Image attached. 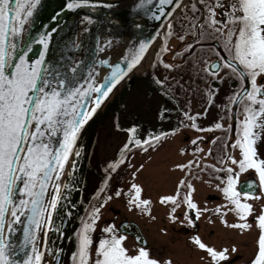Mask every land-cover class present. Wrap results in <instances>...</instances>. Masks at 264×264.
Here are the masks:
<instances>
[{
    "label": "snow or ice",
    "instance_id": "1",
    "mask_svg": "<svg viewBox=\"0 0 264 264\" xmlns=\"http://www.w3.org/2000/svg\"><path fill=\"white\" fill-rule=\"evenodd\" d=\"M198 2L205 6L207 12L204 23L212 29V33L208 35L216 39L223 36V48L229 56V59L225 60L217 52L219 62L211 65V71L207 67L204 71L213 79H224L220 76L219 69H227L229 70L227 75L240 82L239 91L233 94L230 102L244 105V118L240 121L239 138L231 147L238 148L242 158L237 160L228 156L232 164L239 166L240 172L235 173V178L233 175L228 176L227 185L222 191L234 205L230 211H235L241 220H245L248 215H252L253 206L247 202L242 203L241 198L247 201L260 197L253 195L251 191H243V186L241 191H237L240 173L254 169L259 175L260 187L264 189V160L258 159L255 147L257 140L260 139V133L264 132V84L258 83V79H264V0H198ZM40 3L41 0H0V264H42L44 253L36 245V231L51 225L53 213L63 198L61 184L57 182L61 179L70 155H80L79 152L73 153L80 129L99 108L102 98H106L127 72L140 62L147 47L141 43L139 50L132 54L130 60L128 57L124 58L128 61L126 71L121 69L120 64H116L111 77H106L108 83L100 87L90 85L88 89H82L73 86L71 81L66 83L63 77L58 78L53 84L46 75L50 73L45 60L50 33L41 34L36 40L22 39L27 31L25 25L30 23V18ZM145 3L151 4L152 0H139L137 8L143 7ZM158 3L160 15L153 14V18L157 20L163 15L172 16L175 8L181 7L177 2L172 10L165 12L163 6L173 5L174 0H158ZM94 6L92 0H71L67 3V8L71 10ZM192 10L199 11L196 3L192 4ZM219 16H224L225 19L221 21ZM84 19L92 22L88 17ZM203 26L200 25L201 28ZM217 33L220 35L216 36ZM200 35L204 37L205 32H201ZM180 39L183 40V37ZM33 43L42 45L43 50L39 53L38 59L29 63ZM191 47L189 45V48ZM100 50L103 51V48ZM99 63L107 65L108 61L101 60ZM76 70L73 68V73ZM89 92L99 95L95 97V106L86 110L85 97L89 96ZM185 115L191 121L196 119L187 113ZM192 127H196L195 123ZM222 127L220 123L215 125L217 129ZM131 131L135 132V129ZM58 134L59 140L56 139ZM154 139L159 140L160 137ZM54 142L58 146L54 147ZM140 143L139 140L135 141L136 145ZM127 147L125 145V149ZM119 163L109 165V169L115 171ZM218 170L228 173L234 171L232 168ZM180 183L184 185V181ZM187 187L191 189L190 184ZM246 187L251 190L254 186L249 183ZM132 188L135 195L129 200V204L137 208L150 204V201L140 199L141 189L138 185L133 184ZM100 191H103V188ZM115 195L120 196L121 192L117 191ZM108 199L111 200L112 197L109 196ZM165 202L176 205L172 213L180 206L173 196L162 197L161 203ZM184 203L190 209H197L190 193L184 197ZM99 212L100 208L94 207L89 219L83 222L76 234L77 247L72 254L74 264H161L160 261L150 258L144 247H140L135 255H130L123 245L126 237L117 235L114 226L104 229L106 233L112 235L99 241L96 258L93 260L91 256L93 240L90 233L99 219ZM21 217H26L27 226L24 228L23 242L17 245L10 241V237L16 231L14 225L23 222ZM170 218L176 222L175 216L170 214ZM195 219H200L199 210ZM256 219L260 229L258 250L250 264H264V209ZM185 220L189 226L194 225V221L187 213ZM228 226L240 229L250 227L246 223ZM192 242L207 252L213 264H221L222 261L229 259L227 248L216 250L203 243L198 236L192 237ZM231 251L236 252L237 249L233 247ZM20 253H23V259L20 258ZM163 264H172V261H164Z\"/></svg>",
    "mask_w": 264,
    "mask_h": 264
},
{
    "label": "flooded vegetation",
    "instance_id": "2",
    "mask_svg": "<svg viewBox=\"0 0 264 264\" xmlns=\"http://www.w3.org/2000/svg\"><path fill=\"white\" fill-rule=\"evenodd\" d=\"M193 3H196L199 11L192 10ZM180 4L181 7L177 8L169 22L162 28L158 36L159 41L149 61L142 66L138 65L128 73L109 97L120 98L118 108L114 111L112 117L103 116L101 120H94L95 115L82 130L73 152L80 153L84 173L86 174V179L84 177L82 179V189L91 187L92 183L88 177L89 175L98 174V180L100 178L105 179L106 176L114 172L109 169V165L116 164L119 160L124 159L130 151L141 148L140 146H147L148 144L150 146L151 142L155 140L154 137H161L169 131L173 132L187 127L192 131L189 132L191 134L188 133L182 137L185 144L180 148L193 154L192 160L197 159L198 166L192 165L184 172L182 171V174H179L181 181H184V185L180 184L174 195H171L176 197L177 203L180 205L176 208L175 213H172V209L176 205L171 202H169V206L168 204L163 205L165 208L160 211V215H157L151 209V216L152 213H155L156 217L163 221L159 228L160 241L158 243L153 242L154 235L149 234V230H147L148 227L145 222L149 219L150 212L146 209L142 212L141 210H135V212L132 208L123 211L112 208L116 225L123 219L135 222L144 236V244H138L133 239L132 234L119 232L115 227L116 234L123 235L132 241L131 255H135L140 247H144L149 252L150 258L160 261L161 264L168 260H171L172 264H213L207 252L199 249L192 242V237L195 236H198L203 243L216 250L229 249L227 253L229 259L222 261L221 264H250L258 250L257 241L260 229H257L258 223L256 226L254 225V230L252 229L253 226L246 229L228 226L233 224L231 223V216H227V209L231 208L229 207L231 203L222 191L227 185L228 172L218 170L227 169V162L230 160H228V156L232 157V152H227V136L224 137L223 164H219L217 167L218 174H223L222 178H215L214 173H212V178L208 176L210 181L208 184H210V187L213 186V189L201 194L200 197L196 193L195 196L191 195L192 202L197 205L196 210L190 209L184 203V197L190 193L187 185L195 179V175L198 176L203 173L201 169L205 163L202 162L215 157V150L212 145L214 140L206 148V140L203 142V153L205 152L207 157L201 154L199 130L206 127H198L197 116L206 110L209 104V93L212 95V90L223 88V84L230 89L232 86L237 89L240 82L235 78L234 82L231 78L227 80V71H229L227 69H219L220 76L224 79H213L208 72L204 71L206 67L211 71V65L219 62L217 52L225 60L229 59L228 53L223 48L224 37L220 36L219 39H216L208 35V33H212V29L204 23L207 12L205 6L200 4L198 0H183ZM218 18L221 21L225 19L224 16ZM169 25L171 26L169 27ZM200 25H204L203 28ZM201 32H205L204 37H201ZM215 35L219 36L220 34ZM180 37H183V40ZM189 45L192 47L189 48ZM165 65L170 67H165ZM263 81H261V84H263ZM222 105L223 102L217 103L219 107ZM226 106L227 102L224 103L223 109ZM103 107L104 105L101 107L102 110ZM185 113L188 116H195V121L189 120ZM91 122H93V126H90ZM230 122H232L231 107ZM193 123L196 127H192ZM131 129H135V132H132ZM104 133L106 137L103 136ZM106 138H112L111 141L106 143L108 147H113L112 155L107 162L100 165L98 158L96 159L93 156L94 145L102 146ZM189 139L190 143L187 141ZM136 140L141 142L140 145L135 144ZM145 141H149V143H145ZM193 141H196V143H193ZM113 142L115 146L112 145ZM125 145L128 146L127 149H125ZM75 159L78 162L79 156L72 154L71 162H74ZM189 161V158H187V162ZM247 178L249 177L244 179ZM240 180L243 179H238V182ZM89 202H93L91 197L87 201L86 208L89 207ZM127 205L131 206L130 204ZM205 209L207 211H204ZM217 209H219V212H217ZM197 210L200 212L199 220L195 219ZM137 212L140 213L137 214ZM141 213L142 215H139ZM185 213L194 221L193 226L188 225L185 220ZM170 214L176 217L175 223L170 218ZM253 218V216H249L245 220L240 219L239 223L252 222ZM81 220L82 218L79 220L78 226H73L75 232H77ZM66 223L68 224L67 218L62 230L66 229ZM127 242H123L124 247L127 246ZM233 247L237 249L236 252L231 251ZM62 248L63 246L60 245V249ZM56 256H58L57 259ZM65 256V253L62 256L61 252L55 251L47 259V262L43 261V264H72L64 262Z\"/></svg>",
    "mask_w": 264,
    "mask_h": 264
},
{
    "label": "rangeland",
    "instance_id": "3",
    "mask_svg": "<svg viewBox=\"0 0 264 264\" xmlns=\"http://www.w3.org/2000/svg\"><path fill=\"white\" fill-rule=\"evenodd\" d=\"M158 38L155 39L152 46L144 56L143 60L140 61L138 65L142 66L147 61H149L150 57L152 56L153 50L159 41ZM230 78L233 79L234 82L235 80L234 78L227 76V80ZM262 80L264 79H258V83H261ZM237 91H239V88L236 89L235 86H232V88L230 89L226 87L225 84H223V88L212 90L211 103H209L208 106L206 107V110L201 113L202 115L199 113V116H197L199 123L196 124L198 125V127L201 128L202 126H204L206 128H201V129H210L207 131H202V130L200 131L198 129L199 135H201L199 147L202 153L201 152L200 153L206 156L207 154L205 152L203 153L204 150L203 142H205L206 140V144H205V148H206L209 145V143H211L214 140L215 143L212 142V145L214 146V150H215V157H214L215 160L211 158L209 159V161L202 162L205 163L203 164L204 166L201 169L203 173H201L198 176L195 175V179L193 178L194 180L190 181L191 189H189V191L192 196H195L196 193V195L200 197L202 196L201 194H204L208 190L210 191V189H213V186L210 187V184H208L210 182L208 180L209 179L208 176H211L212 178L213 177L212 173H214L215 178H222L223 174H218L217 167L219 166V164H223V151L225 150L224 137L227 136V140H228L227 152L229 153L232 152V157L237 160L242 158L240 150L238 148L231 147V145L235 142V140L239 138L238 132L240 129V121H242L244 118L243 116L244 105L242 103H238L235 112L236 115L235 128L232 131V128H230L231 126L230 107L232 104L230 102V98ZM218 102H223V105L221 107H219L220 105L217 106ZM225 102H227V106L225 107V109H223ZM217 123H220L223 127L220 129L215 128V125ZM191 131L192 130L188 129L187 127L181 128L173 132L169 131L168 133L162 135L159 140L155 139L153 141L154 143L151 142L152 144L150 146H148L149 145L148 144L147 146H140L141 148H138L134 151H130L127 157L121 159L123 163H119L121 160H119L116 163V164L119 163V166L115 169V171L112 174L106 177L103 175L105 179L100 178L98 180L97 179L99 178L98 174L88 176L89 179L91 180L90 182L92 183V185L88 189H85L86 193L88 192L87 194L86 193L85 194L89 195L93 200V202H89V207H87L83 212L82 214L83 217L81 216L82 222L79 225L77 232H75L74 230L75 227L72 228L69 240L66 241V245L64 249V253L66 255L64 262L66 261L74 264V261L72 259V254L73 252L76 251V247H77L76 234L81 229L83 222L89 219L90 214L94 207H99L100 212H99V219L96 221L95 225L93 226V230L90 233L91 239L93 240V245L91 249V256L93 260L96 258V248L98 246L99 241L101 239L108 238L112 235V233H106L104 229L111 226L116 227V221L114 218L115 214L113 212V209H119L120 211H123L132 208L134 211L141 210V212L144 209L150 212L152 209L157 215H160V211L165 208L163 205L168 204L169 206V202L161 203V198L174 195V193L179 188L178 186L181 184L180 183L181 178L179 174L182 171L184 172L185 169H188L192 165L198 166V164L196 163L197 159L194 158L192 160L193 154L185 152L180 148V146H184L185 144V140L183 141L182 137L184 135H187ZM103 136H105V133L103 134ZM111 140L112 138L110 139L106 138L102 146L94 145L93 156H95L96 159L98 158L100 165H102L103 162L104 163L107 162L110 156L112 155L113 147L112 148L108 147L106 144ZM187 141L188 143H190V139ZM113 144L114 142L112 143V145ZM113 146H115V144ZM255 147H256L258 159L264 160V132L260 133V139L257 140ZM187 158H189L190 160L189 162H187ZM71 160H72V155L70 156V160L67 163L65 172L68 169ZM112 165H115V163H113ZM179 166H186V167H179ZM227 167L232 168L234 170L233 173L231 174L227 173V179L229 175H233L235 178V173L240 172L239 166L232 164L231 160L227 162ZM65 172L59 182L60 184L63 183ZM246 177H253L256 180L258 190L253 195L260 197V199H248L247 201H245L243 197L241 198L242 203L247 202L253 206L252 215L247 216V218L249 216H253L254 217L253 221L248 222L246 224L250 225V227L253 226L252 229L254 230L256 224L258 223L256 217L261 213V210L264 209V189H261L259 183V175L254 169H248L247 171L242 172L239 175V179H244ZM133 184L138 185L140 187L141 189L140 199L150 201L149 205L141 206L140 208L135 207V205L132 206V204H130L131 206L127 205L129 204V200L132 198V196L135 195V190L132 188ZM101 188H103V191H100ZM117 191L121 192L120 196L115 195ZM109 196L112 197L111 200L108 199ZM101 205L103 206L101 207ZM229 207H231L230 209H232L234 208V205L230 204ZM230 209H227V216L228 217L229 215L231 216V223L233 224L239 223V220L241 219L240 216L237 215L235 211H230ZM138 213L140 212H137V214ZM155 213H152L151 216V212H150L149 219L145 222V224L148 227L147 230H149V234L154 235L155 239H152V241L158 243L160 241L159 228L162 225L163 221L158 219ZM139 215H142V213ZM49 227L50 225H46L44 229V234L42 238V242L43 241L44 242L42 246L46 245L45 242H47L48 236L50 234ZM65 230L66 232H68V228ZM124 241H128L127 246L125 248L128 250L129 254L131 255L132 241L128 240L127 237Z\"/></svg>",
    "mask_w": 264,
    "mask_h": 264
},
{
    "label": "water",
    "instance_id": "4",
    "mask_svg": "<svg viewBox=\"0 0 264 264\" xmlns=\"http://www.w3.org/2000/svg\"><path fill=\"white\" fill-rule=\"evenodd\" d=\"M182 1L174 0L173 5L163 6L165 12L172 10L177 2L181 3ZM69 2L71 0H41L33 17L30 18V23L25 25L27 31L22 39L36 40L41 34L50 33L49 47L45 57L50 73V75L46 74L48 79L55 84L58 78L63 77L66 83L71 81L73 86L82 87V89H88L90 85L100 87L108 83L106 77H111L116 64H120L121 69L126 71L128 61L124 58L128 57L130 60L132 54L139 50L141 43H144L147 47L141 56V61L171 17L163 15L159 20L153 18L154 13L160 15L158 0H152L151 4L145 3L140 8H137L139 0H92L94 7H81L75 10L67 8ZM106 4L112 6L105 7ZM85 17H88L92 22L89 23L84 19ZM32 48L33 51L29 53V63L38 59L39 53L43 50V46L37 43H33ZM102 48L103 51L100 50ZM101 60H107L108 64H100ZM73 68L77 69L75 73L72 71ZM131 71H128L127 74ZM118 84L106 98H102L99 108L80 129L78 137ZM97 95L99 94L89 92V96L85 97L86 110L95 106ZM237 104L232 103L231 106L232 131L235 128ZM56 139H60L59 134ZM56 146L58 145L54 142V147ZM249 183L254 186L251 190L246 187ZM242 186L243 191H251L252 194L258 190L253 177L240 180L237 190L241 191ZM19 198L18 196L17 199ZM21 220L23 221L21 224L14 225L16 231L10 237V241L17 245L23 242L24 228L27 226L26 217H21ZM65 222L66 216L63 225ZM116 228L119 232L132 234L138 244L145 243L144 236L135 222L123 219L117 223ZM44 229L45 226L36 231V245L40 239L42 242ZM20 258H24L23 253H20Z\"/></svg>",
    "mask_w": 264,
    "mask_h": 264
},
{
    "label": "trees",
    "instance_id": "5",
    "mask_svg": "<svg viewBox=\"0 0 264 264\" xmlns=\"http://www.w3.org/2000/svg\"><path fill=\"white\" fill-rule=\"evenodd\" d=\"M119 101V97L109 98L104 104L103 110L101 109L102 113L99 111L94 117V120H101L103 116L112 117L114 111L118 108ZM90 126H93V122H91ZM84 149L86 150V147ZM74 165L73 167V162H70L65 173L61 185V195L63 198L52 216L50 234L46 245V252L49 256H52L55 251L61 252L62 256L64 255L66 241L69 240L73 226L79 224V220L86 209L87 201L90 198L89 195H86L88 192L86 193L85 189H82V179L83 177L86 179V174L84 173L81 155H79L78 162L75 159ZM64 185H67V187H63ZM65 216L68 221L66 226L68 232L62 230ZM64 233L66 236H64ZM60 245L63 246L62 249H60Z\"/></svg>",
    "mask_w": 264,
    "mask_h": 264
},
{
    "label": "bare ground",
    "instance_id": "6",
    "mask_svg": "<svg viewBox=\"0 0 264 264\" xmlns=\"http://www.w3.org/2000/svg\"><path fill=\"white\" fill-rule=\"evenodd\" d=\"M69 159H70V157H69ZM66 166H67V164L65 165V168H66ZM65 168H64V170H63V173H62V175H61V178H62V176H63V174H64V171H65ZM61 180V179H60ZM60 181H58L57 183H59ZM44 242V241H43ZM42 245H43V243L41 242V239L39 240V242H38V244H37V247H38V249L41 251L42 250Z\"/></svg>",
    "mask_w": 264,
    "mask_h": 264
}]
</instances>
